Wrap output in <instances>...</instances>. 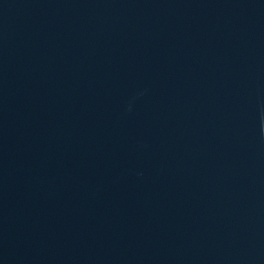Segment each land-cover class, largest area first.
<instances>
[{"label":"water","instance_id":"obj_1","mask_svg":"<svg viewBox=\"0 0 264 264\" xmlns=\"http://www.w3.org/2000/svg\"><path fill=\"white\" fill-rule=\"evenodd\" d=\"M0 264H264V0H0Z\"/></svg>","mask_w":264,"mask_h":264}]
</instances>
